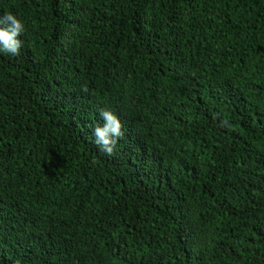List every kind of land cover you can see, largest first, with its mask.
Here are the masks:
<instances>
[{
    "label": "trees",
    "instance_id": "16d2710c",
    "mask_svg": "<svg viewBox=\"0 0 264 264\" xmlns=\"http://www.w3.org/2000/svg\"><path fill=\"white\" fill-rule=\"evenodd\" d=\"M6 12L24 32L0 52V264H264V0Z\"/></svg>",
    "mask_w": 264,
    "mask_h": 264
},
{
    "label": "clouds",
    "instance_id": "9594fccd",
    "mask_svg": "<svg viewBox=\"0 0 264 264\" xmlns=\"http://www.w3.org/2000/svg\"><path fill=\"white\" fill-rule=\"evenodd\" d=\"M24 32L23 22L13 13L6 12L0 16V52L19 55L22 41L18 38ZM87 92V87L83 88ZM100 117L104 124L97 125L93 130L95 143L100 150L112 155L117 140L123 135L120 119L109 110H101Z\"/></svg>",
    "mask_w": 264,
    "mask_h": 264
}]
</instances>
